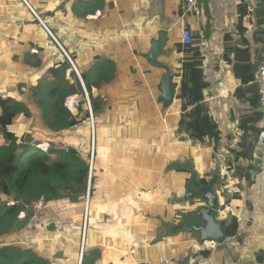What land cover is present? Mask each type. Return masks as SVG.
Wrapping results in <instances>:
<instances>
[{"label":"crops","instance_id":"crops-1","mask_svg":"<svg viewBox=\"0 0 264 264\" xmlns=\"http://www.w3.org/2000/svg\"><path fill=\"white\" fill-rule=\"evenodd\" d=\"M20 1L23 6L18 0H0V48L1 40L19 33L29 41L26 54L37 53L42 68L37 46L44 41V31L64 50L42 19L47 5L51 3L54 10L62 0ZM258 3L199 0L195 14L186 12L184 0H70L57 15L49 13L46 19H51L59 33L61 27L65 29L64 40L79 56L86 74L92 72L97 58L111 63L107 69L105 66L106 76L103 70L98 75L91 73L98 85L94 87L99 103L96 124L86 90L83 98L90 116V126L85 122L83 131L88 134L90 129L89 171L83 193L77 191L72 202L51 206L54 226L49 230L43 224L37 230L38 255L50 259L51 264H158L160 257L170 264L185 260L187 264H264V146L251 161L259 169L254 183H241L239 211L227 200L220 215L236 216V236L226 235L221 244L206 241L199 246L188 240L187 234L168 235L162 227L169 219L172 195L183 192L188 177L185 170L167 169L168 160L192 157L201 174L219 168L224 175L225 147L233 146L237 133L239 112L233 91L240 80L232 75L231 61L235 57L228 54L231 60L226 61L223 54L226 47L239 43L238 8L245 5L247 14L242 24L248 31L244 34L246 42L239 47L248 49L251 62L260 61L264 38L253 35L257 27L253 10ZM14 8L21 18L15 22ZM184 23L191 33L190 46L197 52L190 57L180 52L179 65L181 68L191 56L203 57L202 83L198 82L194 92L218 125L220 142L216 150L179 131L180 113L173 109L175 96L167 108L157 101V84L164 67L179 76L177 47ZM12 26H19L18 32ZM159 29L167 31L166 45L156 60L163 67L146 58L150 41ZM260 110L264 112L262 102ZM258 126L264 130V117ZM40 232L43 239H50L40 240Z\"/></svg>","mask_w":264,"mask_h":264},{"label":"trees","instance_id":"trees-1","mask_svg":"<svg viewBox=\"0 0 264 264\" xmlns=\"http://www.w3.org/2000/svg\"><path fill=\"white\" fill-rule=\"evenodd\" d=\"M18 1L23 6V3ZM16 9L18 8L12 9L15 13L12 14V19H21L20 12ZM52 10L50 3L45 7L42 19L77 68L84 88L88 92L93 121L96 124L99 103L96 101L97 90H94V87L98 85L92 79L91 73L98 75L101 70H105V66L107 69L111 61L100 62L97 58L92 72L89 75L86 74L79 64V56L64 40L66 36L62 34L65 29L61 27L59 33L50 22L51 19H46ZM238 10L236 26L240 40L237 45L225 48L223 59L230 61L228 54L235 57V60L231 61L232 75L240 80V85L234 89L233 96L239 116L236 121L237 133L234 144L225 147L223 157L225 188L218 192L222 205L227 206V200H230L236 212L240 208L241 183L246 182L247 185H252L259 171L251 161L259 149L256 145L261 131L258 123L264 117V112L260 110L259 91L254 83L255 72L260 61L251 62L248 49L239 47L240 43L246 42L244 34L248 28L242 24V18L247 14L245 5H239ZM253 12L257 17V27L253 35L264 38V0H259ZM31 17L34 23H37L36 18L32 15ZM44 34V41L37 46V50L42 54L44 71L37 76L33 75L28 82L24 83V86L35 91L33 98L28 102L26 94H16L15 79L22 75L15 76L13 70L3 78V87H0V264H51L50 259L38 255L35 251L37 227L46 224L49 229H52L54 222L51 206L74 201L77 190L85 187L89 171L90 129L88 134L83 132L85 122L90 126L88 104L82 99L78 103L79 118L69 115L67 119L62 118L65 109L57 105V101L62 102L70 95H81L84 98V89L69 59L45 31ZM177 51L178 70H180L177 75L180 76V80L173 109L180 113L178 129L188 132L192 140L207 142L216 150L220 142L218 125L210 114L209 108L198 101L194 92L198 82L202 83L203 57L191 56V59L183 62L180 68V52L183 51L190 57L192 53L197 52V48L179 44ZM39 64L41 66V61ZM67 71L73 81L71 84H68L66 79ZM102 74L106 76L107 70ZM175 83L174 81L173 86ZM22 84L19 82L16 88L23 86ZM28 103H33L36 112L38 111L36 104L41 106L42 118L46 122L45 128L49 133L44 138L52 140L46 150L38 146L42 136L28 130L19 133L14 129L15 120L20 115H31ZM51 115L54 117V124L47 122ZM79 122H83L82 131H72L70 136H62L70 130H77ZM93 172L94 165L92 174ZM229 179H232V182ZM201 182L204 183L205 180L201 179ZM29 208L33 209L29 211ZM20 212H25L24 222L27 221L23 229L18 218ZM229 224L230 226L226 227V235L236 236V216ZM22 230H24L23 241L18 239Z\"/></svg>","mask_w":264,"mask_h":264},{"label":"water","instance_id":"water-1","mask_svg":"<svg viewBox=\"0 0 264 264\" xmlns=\"http://www.w3.org/2000/svg\"><path fill=\"white\" fill-rule=\"evenodd\" d=\"M69 1L62 0L55 7V11H62ZM166 42L167 31L165 29L157 30L156 38L150 41L149 51L146 54L147 60L153 65L164 66L157 64L156 60L161 55ZM61 50L69 59L72 69L80 79L78 71L70 57L62 48ZM173 79V74L168 68L164 67V71L161 72L157 84L160 92L157 101L161 102L165 108L171 106L174 102ZM80 83L84 88L81 80ZM84 93L86 96V92ZM166 168L185 170L188 173V177L186 178L183 192L180 195H172V206L168 211L169 219L167 222H164L162 227H165L168 235L187 234L188 240L195 241L199 246L206 241L221 244L226 239V227L227 223L231 222L232 215L226 214L225 217H220L221 212L226 206L222 205L218 194V189L224 190L225 188L220 169L217 168L209 171L207 174H201L196 168L192 157H189L186 161L170 159ZM201 179H204L205 182H201ZM182 264H187V260L183 261Z\"/></svg>","mask_w":264,"mask_h":264},{"label":"rangeland","instance_id":"rangeland-1","mask_svg":"<svg viewBox=\"0 0 264 264\" xmlns=\"http://www.w3.org/2000/svg\"><path fill=\"white\" fill-rule=\"evenodd\" d=\"M51 12V11H50ZM58 11L52 10V13L56 14ZM57 17V16H54ZM13 21L15 22L16 20L13 19ZM14 28H16V32H18L19 26H12ZM2 34L0 33V36ZM35 36V33L33 34ZM10 36V37H9ZM9 39L6 40H1L3 48H0V87H3V78L7 77V73H11V71L13 70L14 74H16L15 76H17L18 74H21L22 77L16 78V84H15V90H16V94H26L27 100L29 102L30 99L33 98L34 95V90L32 88L26 87L24 86L25 82H28V79L32 78L33 75H39L43 73V68L40 67L39 64V58L36 57L38 54H26V51L30 50L29 48V41L24 39L23 37H21L19 35V33L17 34H10L8 35ZM22 50V53L20 54V56H17V53H19V51ZM66 79L68 80V84L73 83L70 75H69V71L66 72ZM19 82H22L23 86H20L19 88L17 86V84ZM1 91V90H0ZM19 98L21 96H18ZM83 99V97L81 95H70L67 96L62 102L57 101V105L58 107L62 106L65 109V113H63L62 118L63 119H67L69 117V115L71 116H76L79 118V114H78V103ZM29 105V110L31 112L30 116H24V115H20L14 123V129L21 133L24 130H28L32 133H36L39 136H42L41 140H40V144H38L39 148L42 150H46L49 146V144H51L50 142L52 141L50 138L46 139L44 137H46V134L48 133V130L45 128V124L46 122L44 121V119L42 118V112H41V106L36 104L37 107V112L34 109L33 103H28ZM55 113V112H54ZM48 118V116L46 117V119ZM49 124H54V117L53 115L49 116V120L47 121ZM83 125V122H79L78 123V129H74V130H70L67 133H63L62 136L64 135H68L70 136L72 131H82L81 127ZM83 131H84V127H83ZM62 136H61V141H62ZM0 141H1V135H0ZM79 192H81L82 190H77ZM83 191L80 193L82 194ZM31 209L33 208H29L28 210L31 211ZM25 217V212H20L18 215V218L20 219V223H21V228H24V225L26 224V222H24V218ZM31 219L29 218V221ZM43 226V225H42ZM41 226V227H42ZM45 226L48 228V226L45 224ZM41 227H37V230L41 229ZM37 230H36V236H37ZM50 230V229H49ZM24 230H22V233L19 234L18 239L23 241L24 240ZM50 234V233H49ZM38 236H42V238H40V240H48L50 239V236H48L46 239H43L45 236L42 235V233H38ZM48 242V241H47Z\"/></svg>","mask_w":264,"mask_h":264},{"label":"built area","instance_id":"built-area-1","mask_svg":"<svg viewBox=\"0 0 264 264\" xmlns=\"http://www.w3.org/2000/svg\"><path fill=\"white\" fill-rule=\"evenodd\" d=\"M184 3L186 6V9H185L186 12L189 13L193 11L195 14H198L199 0H184ZM183 18L184 17L181 16V19ZM181 44L183 46H188L192 44L191 33L189 29H187V27L185 26V23L183 24L181 28ZM174 80L176 82L174 86V91L177 92L180 76L178 77L174 76ZM254 83L256 84L258 91H259V99L262 103H264V53L261 56L260 62L255 72ZM256 145L259 147L264 146V130L260 131L257 137V140H256ZM135 264H149V263H147L146 261H141V262H136ZM158 264H170V261L160 257L158 259Z\"/></svg>","mask_w":264,"mask_h":264},{"label":"clouds","instance_id":"clouds-1","mask_svg":"<svg viewBox=\"0 0 264 264\" xmlns=\"http://www.w3.org/2000/svg\"><path fill=\"white\" fill-rule=\"evenodd\" d=\"M76 75H77V74H76ZM77 77H78V76H77ZM177 77H178V76H177ZM78 79H79V78H78ZM79 80H81V79H79ZM174 81H175V80L173 79V82H174ZM83 89H84V88H83ZM84 92H86L85 89H84Z\"/></svg>","mask_w":264,"mask_h":264}]
</instances>
